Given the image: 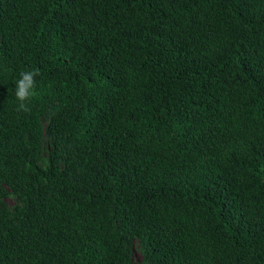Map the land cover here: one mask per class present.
<instances>
[{
  "label": "trees",
  "instance_id": "16d2710c",
  "mask_svg": "<svg viewBox=\"0 0 264 264\" xmlns=\"http://www.w3.org/2000/svg\"><path fill=\"white\" fill-rule=\"evenodd\" d=\"M136 241L264 264V0H0V264H135Z\"/></svg>",
  "mask_w": 264,
  "mask_h": 264
},
{
  "label": "clouds",
  "instance_id": "9594fccd",
  "mask_svg": "<svg viewBox=\"0 0 264 264\" xmlns=\"http://www.w3.org/2000/svg\"><path fill=\"white\" fill-rule=\"evenodd\" d=\"M39 75V69L22 71L15 82V97L17 99L18 108L29 111V103L35 94L36 77Z\"/></svg>",
  "mask_w": 264,
  "mask_h": 264
},
{
  "label": "rangeland",
  "instance_id": "374dc122",
  "mask_svg": "<svg viewBox=\"0 0 264 264\" xmlns=\"http://www.w3.org/2000/svg\"><path fill=\"white\" fill-rule=\"evenodd\" d=\"M7 201H8L10 206H13L14 204L17 203L18 199H17L16 195L11 194L7 198ZM133 258H134L135 264H145L144 263V254H143L142 247H141V244L139 241H136V243L134 245Z\"/></svg>",
  "mask_w": 264,
  "mask_h": 264
}]
</instances>
